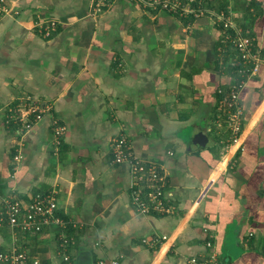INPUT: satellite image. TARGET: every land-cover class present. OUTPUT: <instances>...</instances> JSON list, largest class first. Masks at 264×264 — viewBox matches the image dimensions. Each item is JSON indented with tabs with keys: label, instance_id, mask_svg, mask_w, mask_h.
<instances>
[{
	"label": "crops",
	"instance_id": "1",
	"mask_svg": "<svg viewBox=\"0 0 264 264\" xmlns=\"http://www.w3.org/2000/svg\"><path fill=\"white\" fill-rule=\"evenodd\" d=\"M5 1L0 106L30 96L44 112L23 135L0 125V209L7 197L53 190L66 224L26 234L2 225L0 251L48 264L63 254L69 264H187L211 252L219 264H264V62L239 92L243 122L232 141L216 105L235 76L208 12L136 0H109L99 13L91 0ZM224 4L264 56V0H195L190 9ZM47 20L56 23L49 36ZM54 121L65 128L59 144ZM115 136L162 168L167 212L135 211L127 164L112 161Z\"/></svg>",
	"mask_w": 264,
	"mask_h": 264
},
{
	"label": "built area",
	"instance_id": "2",
	"mask_svg": "<svg viewBox=\"0 0 264 264\" xmlns=\"http://www.w3.org/2000/svg\"><path fill=\"white\" fill-rule=\"evenodd\" d=\"M143 8L152 10L166 9L179 10L183 12L191 11L194 15L208 12L214 16L221 26V39L219 49L225 48L233 52L229 58V64L237 67V74L240 76L225 91L218 90L220 94L217 101V120L230 131L231 140L235 141L241 131V118L243 110L239 105V92L245 84L248 76L255 74L259 65L264 62V56L255 51L252 45V37L243 34L241 27L233 23L228 14L224 11H212L202 7L190 9L191 3L195 0H185L186 5L181 0H136ZM109 0H91L90 9L93 13H99ZM194 8V6H192ZM10 7L5 0H0V17L9 13ZM42 30L46 36L55 30L56 23L53 20L44 21ZM42 25V23L40 24ZM44 112V108L38 100L30 96L22 97L14 105L6 104L0 106V125L10 126L17 135H23L37 123ZM223 117L224 121L220 120ZM64 126L57 121L53 122V140L59 144L60 137L64 132ZM110 151L112 161L116 163H126L130 174L129 190L130 202L136 212L141 214L165 213L168 211L165 195V175L162 168L150 161L142 160L132 154L130 146L124 136H115L111 140ZM21 158L20 148L16 149L13 161L17 162ZM57 201L55 191L48 190L37 192L29 201L25 202L16 196L7 197L4 205L0 209V226L6 225L14 233H36L50 224L65 227L63 220L57 213ZM161 238H165L162 236ZM157 238L145 242H157ZM69 240L62 235L60 245L64 248ZM206 244H209L208 242ZM208 246V245H207ZM70 258L67 254L62 255L59 264H69ZM102 263V262H101ZM100 263V264H101ZM0 264H48L44 262L30 261L28 254L24 250L12 248L8 251H0ZM112 264H116L113 261ZM187 264H219L214 252L202 256H190Z\"/></svg>",
	"mask_w": 264,
	"mask_h": 264
},
{
	"label": "trees",
	"instance_id": "3",
	"mask_svg": "<svg viewBox=\"0 0 264 264\" xmlns=\"http://www.w3.org/2000/svg\"><path fill=\"white\" fill-rule=\"evenodd\" d=\"M224 6H225V4L224 5H222V6H220V7H218V8H223V10L222 11H224L225 12V14H227V12L224 10ZM241 27V26H240ZM220 28H221V26H220ZM241 29L243 30V34L244 35H247V36H249V37H251L250 36V32H248L249 30H247V27H241ZM220 44V43H219ZM221 58H223V64L225 65V67H227L231 72H232V75H234L235 76V80L236 79H239V75L237 74V67H235V66H231L230 64H229V58L233 55V52L232 51H230L229 49H227V48H225L224 50H222L221 51ZM222 61V60H221ZM234 80V81H235ZM19 101H17V102H15L16 104L18 103ZM13 104V103H12ZM216 108H217V105H216ZM220 112L219 111H217V113H216V117H217V115L219 114ZM220 120H222V121H224V119H223V117H221L220 118ZM243 119H241V126H242V121ZM220 124L222 125L223 124V122H220ZM36 194V193H35ZM17 198V197H16ZM3 205H4V203H3ZM56 213H57V211H56ZM58 214V213H57ZM59 215V214H58ZM44 228V227H43ZM42 228V229H43ZM41 229V230H42ZM41 232V231H40ZM36 233H38V232H36Z\"/></svg>",
	"mask_w": 264,
	"mask_h": 264
},
{
	"label": "water",
	"instance_id": "4",
	"mask_svg": "<svg viewBox=\"0 0 264 264\" xmlns=\"http://www.w3.org/2000/svg\"><path fill=\"white\" fill-rule=\"evenodd\" d=\"M204 136H203V134H201V133H197V134H195L194 135V137H193V141L196 143V144H201L202 143V141L204 140ZM202 145H203V143H202Z\"/></svg>",
	"mask_w": 264,
	"mask_h": 264
}]
</instances>
